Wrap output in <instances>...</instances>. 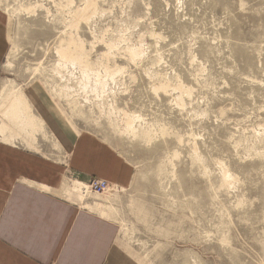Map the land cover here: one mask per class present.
Listing matches in <instances>:
<instances>
[{
  "label": "rangeland",
  "instance_id": "obj_1",
  "mask_svg": "<svg viewBox=\"0 0 264 264\" xmlns=\"http://www.w3.org/2000/svg\"><path fill=\"white\" fill-rule=\"evenodd\" d=\"M0 25V142L63 168L53 193L114 222L126 264H264V0H0ZM14 92L38 131L4 116ZM51 124L130 183L93 193Z\"/></svg>",
  "mask_w": 264,
  "mask_h": 264
},
{
  "label": "crops",
  "instance_id": "obj_2",
  "mask_svg": "<svg viewBox=\"0 0 264 264\" xmlns=\"http://www.w3.org/2000/svg\"><path fill=\"white\" fill-rule=\"evenodd\" d=\"M2 31L0 25V65ZM27 97L35 109L39 94L27 93ZM51 127L70 151L71 168L79 175L122 187L130 183V166L109 146L89 134L70 141L60 137L58 126ZM8 145L0 142V264H126L115 245L114 222L53 193L63 168Z\"/></svg>",
  "mask_w": 264,
  "mask_h": 264
},
{
  "label": "bare ground",
  "instance_id": "obj_3",
  "mask_svg": "<svg viewBox=\"0 0 264 264\" xmlns=\"http://www.w3.org/2000/svg\"><path fill=\"white\" fill-rule=\"evenodd\" d=\"M90 1V0H89ZM62 56L66 59L76 60L74 54L70 53L69 50H64L61 52ZM3 106H6V110L4 112V116L11 122L16 123L17 127H19L22 131L28 132L31 130L38 131L39 126L35 123L34 119L29 115L28 110L30 111V106L23 94L18 92L10 93L3 100ZM10 140V138H8ZM58 193L66 192L68 194H79V197H86V186L80 182H75L74 184H69V182H63L61 188L57 190ZM100 199L94 204H90L88 202L85 203L86 207H91L92 210H102L105 207V202H103V198L100 196H95ZM90 195H88V198ZM86 199V198H85ZM84 199V200H85ZM107 206V205H106ZM111 206H107V210H110Z\"/></svg>",
  "mask_w": 264,
  "mask_h": 264
},
{
  "label": "built area",
  "instance_id": "obj_4",
  "mask_svg": "<svg viewBox=\"0 0 264 264\" xmlns=\"http://www.w3.org/2000/svg\"><path fill=\"white\" fill-rule=\"evenodd\" d=\"M89 189L95 194H104L109 191L110 185L105 180L96 179V180L90 181Z\"/></svg>",
  "mask_w": 264,
  "mask_h": 264
}]
</instances>
